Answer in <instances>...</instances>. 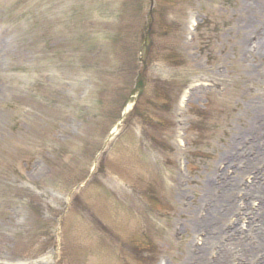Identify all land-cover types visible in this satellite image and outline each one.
<instances>
[{
    "label": "rangeland",
    "instance_id": "1",
    "mask_svg": "<svg viewBox=\"0 0 264 264\" xmlns=\"http://www.w3.org/2000/svg\"><path fill=\"white\" fill-rule=\"evenodd\" d=\"M262 105L264 0H0V264H201L207 182ZM239 235L209 264H263Z\"/></svg>",
    "mask_w": 264,
    "mask_h": 264
},
{
    "label": "bare ground",
    "instance_id": "2",
    "mask_svg": "<svg viewBox=\"0 0 264 264\" xmlns=\"http://www.w3.org/2000/svg\"><path fill=\"white\" fill-rule=\"evenodd\" d=\"M130 107L131 105L127 109ZM262 107L264 106L262 105ZM260 123V128H255L252 132L253 135H251L254 137L251 140L245 137L239 138L241 142H244L243 148H236L233 140L231 149L225 153V165H223L221 171L215 174L217 176L215 182L214 176L207 182L209 184L208 202L211 205L201 225H203L204 230L208 233L203 247L200 249L196 248L199 250L197 255L201 259V264H209V261L205 259V252L211 246L214 248L224 234H240L238 238L240 241H236V245L243 256L252 258L255 257L257 251L264 252V116L260 119ZM230 169H233L232 176H229L228 173ZM246 170H248L249 174L253 173L254 178L259 179L258 183H255L254 179L249 185L242 183L241 175ZM241 184L245 185V188H242L244 190L243 195L240 197V200L242 198L244 203H246L244 205L242 202L243 207L239 203L240 200L236 198L232 199L234 191L240 189ZM249 199H252L254 202L259 201V204H256V209L252 207L253 203H251L250 207L248 206L247 201ZM243 208H245V211L241 215V209ZM231 215H236L238 218L232 223V228L226 232L225 228H223V221ZM242 217L241 222L248 219L249 223L245 231H242L244 228L243 225H240L241 222H239V219ZM256 241H258L257 244H254ZM230 252V248L222 249V263L228 261L225 256H229Z\"/></svg>",
    "mask_w": 264,
    "mask_h": 264
},
{
    "label": "trees",
    "instance_id": "3",
    "mask_svg": "<svg viewBox=\"0 0 264 264\" xmlns=\"http://www.w3.org/2000/svg\"><path fill=\"white\" fill-rule=\"evenodd\" d=\"M149 27H150V26H149ZM156 90H157V87H156ZM158 92L162 95V97L165 96L166 99H168V97H167V96H168V87H167V86H165V87H164V86L159 87V88H158ZM144 117H145V116H144ZM133 246H134V245H133ZM135 246L137 247L138 245H135ZM142 249H143V252H144V253H148V255H149V254H154L153 251H149V250H148L149 247L147 248V247L145 246V247H143ZM152 250H153V249H152ZM152 256H154V255H152ZM152 256H151V257H152ZM151 257H150V258H151Z\"/></svg>",
    "mask_w": 264,
    "mask_h": 264
}]
</instances>
